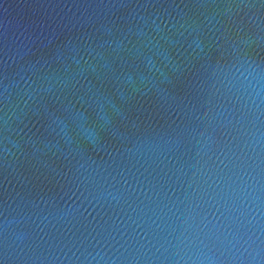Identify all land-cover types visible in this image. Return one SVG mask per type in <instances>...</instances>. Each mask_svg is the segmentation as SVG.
Wrapping results in <instances>:
<instances>
[{
	"label": "water",
	"instance_id": "1",
	"mask_svg": "<svg viewBox=\"0 0 264 264\" xmlns=\"http://www.w3.org/2000/svg\"><path fill=\"white\" fill-rule=\"evenodd\" d=\"M0 264H264V0H0Z\"/></svg>",
	"mask_w": 264,
	"mask_h": 264
}]
</instances>
